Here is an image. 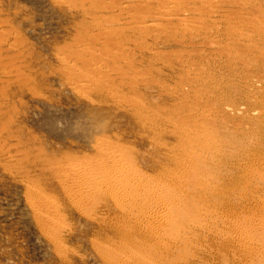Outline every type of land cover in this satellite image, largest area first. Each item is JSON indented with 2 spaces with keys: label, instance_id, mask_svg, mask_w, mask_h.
<instances>
[{
  "label": "rangeland",
  "instance_id": "obj_1",
  "mask_svg": "<svg viewBox=\"0 0 264 264\" xmlns=\"http://www.w3.org/2000/svg\"><path fill=\"white\" fill-rule=\"evenodd\" d=\"M192 5L197 32L154 20L156 0H0V264H137L133 248L159 264H264V0L180 13ZM195 157L219 166L226 241L176 256L179 230L111 234L122 196L94 179L136 167L161 196L185 193Z\"/></svg>",
  "mask_w": 264,
  "mask_h": 264
},
{
  "label": "bare ground",
  "instance_id": "obj_2",
  "mask_svg": "<svg viewBox=\"0 0 264 264\" xmlns=\"http://www.w3.org/2000/svg\"><path fill=\"white\" fill-rule=\"evenodd\" d=\"M156 1H157L156 9L157 11L158 10L160 11L158 13V15L160 16L159 18H155L154 20H157V21L166 20V19H170L171 16L176 15L174 18L178 22L182 23L185 27L187 26L190 29V32L199 31V28H196V26H190L189 22L187 21L193 20L194 14H197V11L203 12L204 9H202L201 7L192 5V7L189 9V12H188L190 13L189 15L184 14V11L180 13L181 9L187 6L186 5L182 7V4H190V3L196 4V0H156ZM118 3L119 2L114 3V7L121 5L119 10L121 9L125 10L124 7H134V8L137 7L135 5L133 6L132 2L131 4L130 2L126 4L127 1L125 4L120 2L123 5L118 4ZM238 9H241V7L239 6ZM146 11L149 12L148 10ZM145 13L141 12L140 14L139 13L138 14L141 15ZM149 15H152V14L149 13ZM127 19L129 18H125L126 23L131 22V20L127 21ZM185 22L187 23L185 24ZM146 25L155 26L158 24H155L152 22V23H147ZM212 29H214V27L211 28V31ZM0 31H2L1 28H0ZM202 36L204 37L206 35H202ZM194 159H195V162H199L200 165L195 166V167L190 166L186 168L185 174L183 175V179H182L183 186H185V193H177L174 191H169L165 194V196H161L162 190H159L158 187H154L152 182L148 181L147 178L144 179L143 178L144 176L135 170L136 167L135 169H131L132 172L122 169L121 173H118L119 176L117 174V177L114 179L109 177L108 179L98 180L100 176L99 177L96 176L94 172V175L98 177L97 179H94L95 180L94 185H95V188H97L99 192H102V194L103 193L108 194V196L111 197L113 200H115L116 203H117L118 196H122L119 208L123 211L124 214H126V216H119V219L116 217L118 219L116 220L120 222L115 223V220H114L113 222L114 224H112V226L110 227L112 229L111 234L116 236L121 241L127 242L131 240L133 233L136 234V232H138L137 229H140L142 232H144V235L145 233H148V234L152 233L157 238L162 233L166 234L164 232L165 229L170 232H172L173 230L175 231L179 230L181 231V233H176V232L171 233V237L174 240L173 245H176L171 254L174 255V253H176V256L179 254H183V252H186L184 248L188 250L186 253H189L190 251L195 249L198 244H201L200 241L206 240L207 237L214 238L216 236L221 237L222 235H224L223 233L225 231V227H227L230 224V221L226 219V216L223 213V208H221V206L224 205L227 207V205L231 206L232 204L230 201H227V200L223 201L225 198L223 196H220V192L223 193L222 189L225 188V186L219 185V182H221V180L218 181L217 177L215 176L217 171L219 170L218 169L219 166L216 167L213 165V163L206 165L207 163H202L204 161L203 158L199 159L198 157H195ZM111 160L114 161L115 164L117 162L122 166L125 165V164H122L121 158L118 156H112ZM96 166L97 165H95V167ZM200 167L202 168L200 169ZM93 170H96V169H93ZM90 171L88 173H90ZM86 173L85 175H89ZM97 174H100V173H97ZM91 175H93V172L91 173ZM91 175L89 178L87 177L90 180H92ZM102 176L100 178H102ZM82 178H84V174ZM71 179H73V181L77 179L79 180L80 176L75 175V176H72L70 180ZM78 180L76 182H80ZM96 180H98V182ZM76 182L74 184H77ZM81 184H83V181ZM86 185L85 186L81 185V186L84 188L86 187ZM91 185H89L90 188H92ZM226 187H230V185L226 184ZM86 188H88V186ZM119 193H122L123 195ZM96 194L99 195V193H96ZM215 204L217 206H215ZM79 206L81 205L79 204ZM235 223H237L236 230L239 229V234L237 236L240 237L243 234V223L241 222H235ZM107 224L108 223H106L105 225ZM138 235L143 236V234L140 232H138ZM226 240L227 238H224V237L222 239H219L220 242H224ZM159 243H160V247L164 249V252H165V249L171 251V249L169 248L170 243L162 241V240H160ZM145 249L149 250L147 247ZM126 255L128 259L136 261L137 264H159L158 262L161 261L159 258V254L147 256L143 252H139L138 250L134 248L130 249V251L127 252ZM113 256H114V253L112 254V256L108 255L106 257L109 264H120V262H118V257L115 258ZM225 258H226L225 256L221 257V259L224 261H225Z\"/></svg>",
  "mask_w": 264,
  "mask_h": 264
}]
</instances>
